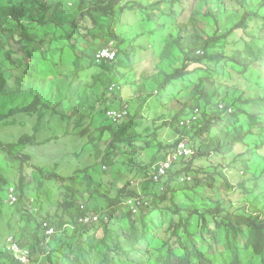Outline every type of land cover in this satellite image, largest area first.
I'll return each mask as SVG.
<instances>
[{
	"label": "rangeland",
	"instance_id": "obj_1",
	"mask_svg": "<svg viewBox=\"0 0 264 264\" xmlns=\"http://www.w3.org/2000/svg\"><path fill=\"white\" fill-rule=\"evenodd\" d=\"M35 1L20 23L0 31V141L21 148L0 151L1 248L14 235L34 264H167L168 250L182 256V247L214 264H230L233 249L239 264H264L246 248L247 230L228 229L246 203L264 216V63L257 61L264 0H123L116 16L97 23L80 8L107 0ZM246 13L260 17L238 30ZM111 43L116 61L97 66L94 56ZM185 65L189 75L162 90ZM221 104L231 115L219 113ZM124 105L125 120H107V108ZM198 106L219 118L210 136L179 127ZM15 107L24 114L5 120ZM40 111L38 140L20 144L35 135L40 114H32ZM182 142L207 156L179 162L160 184L147 181ZM191 172L212 175L214 188L182 182ZM53 174L66 181L49 180ZM9 186L20 196L15 206L6 202ZM130 196L150 203L132 216L123 205ZM83 205L110 209L111 221L78 225ZM190 262L198 264L193 254ZM0 264L15 263L1 253Z\"/></svg>",
	"mask_w": 264,
	"mask_h": 264
},
{
	"label": "trees",
	"instance_id": "obj_2",
	"mask_svg": "<svg viewBox=\"0 0 264 264\" xmlns=\"http://www.w3.org/2000/svg\"><path fill=\"white\" fill-rule=\"evenodd\" d=\"M122 1L123 0H107L105 2H98L95 5H93L92 7L88 8L87 10L84 9V6H82L80 8V11L84 13L83 14L84 17H88V18L92 19V21L94 23H97V19L100 16L101 17L102 16H105V17H114V16H116L117 13H118L117 8L121 4ZM37 5H39V4L35 0L32 1V4L30 5V7L26 6L25 3H22L21 5H17L15 3V0H0V31H2L3 33L4 32L8 33L11 28L9 27L8 30H6V25H9L10 21H13L14 23H20L21 20H22V18L28 16V14H29V12L31 10H35L37 8ZM41 7L44 8L43 6H41ZM139 8L142 9L143 7L141 5H139ZM262 8L264 9V1H263V4H262ZM144 9L146 10V9H148V7L147 8L145 7ZM45 10H47V8H45ZM251 17L259 18L260 16L257 15V14L246 13V15H245V17L243 19V22L241 23V25L238 26V30H244V31H246L247 21ZM109 45L110 44H108L106 47H108ZM95 56H94V59L93 60H94V63L96 64V62H95ZM197 56H198V53H197ZM198 57H200V56H198ZM257 61H262L264 63V50L258 53ZM112 64H114V63H111V64H101V65H97L96 64V65L97 66H102V65H112ZM189 73H190V68L187 65H185L183 69L175 71L174 74H172L170 76H166L165 81L161 85L160 88L162 90H167L168 87H170L172 85V83L177 82V81H180L182 79H185L189 75ZM0 79H4L3 78V75L1 74V72H0ZM109 91H110V88H109ZM38 104H39V101H35L32 104L33 110H37ZM196 108H201V109H203L205 111V109L203 107H201V106H198ZM196 108H194L193 110H195ZM218 111H219V113H224L225 112L226 114H230L229 113V110L222 111L219 108ZM19 113L24 114L23 113V110H22V107H15L13 109H10L9 112L7 113L8 116L5 118V120L6 119L7 120H10L11 118L15 117ZM35 113L40 114L39 115L40 116L39 117V121H38L39 123L35 127V135L33 137L32 136L25 135L20 140V144H24V145L32 144L33 145V142L36 141V140H38L37 135L41 131L43 116L45 114H43L40 111V112H34L32 115H35ZM205 113L206 112H204V118H203L204 126H203V128L200 129L198 126H195L193 128H195L202 135H208V136H210L211 133H212V130L214 129V127L216 125V121L219 120V118H213V117L210 116L211 114H205ZM105 114H106V112H105ZM1 116H3V114ZM184 119L185 118H183L180 121L179 127L181 129L190 128V127H182L181 126V122ZM0 120H1V118H0ZM113 133L114 132H112V135H113ZM241 140L243 141V138H241ZM179 144H177V146ZM0 151L4 152L6 154L13 155V154L16 153V151H21V148L20 147L17 148L16 145H14L13 143H11V144H5L3 141H0ZM198 155L199 156H196V153H195L194 156L196 158L207 156L205 154H202L201 152L198 153ZM189 158H184L180 162L184 161L185 159H189ZM166 159H167V157H166ZM178 163L179 162H177L176 164H178ZM227 169L229 170V167H227L225 170H223L222 173H223V177L225 178V180L228 181V182H230L229 181L230 178H231L230 175L225 174V171ZM150 170H151V168H150ZM170 172H169V174H168V176L166 178L169 177ZM149 173H150V171L148 172V176H149ZM190 174L194 176V174L192 172L191 173H186L185 175H190ZM49 180H52V181H54V180H63V181H66V178H64V177H62L60 175H57V174H53V175L50 176ZM147 181L153 182L150 179H148ZM184 183H186L187 185H194L196 187H199V186H208V187H210V188L213 189L214 188V185H215L214 184L215 183V178L212 175H209L206 180H201V179H196V177L194 176V181H192V182H184ZM120 195H123V191L120 192ZM131 195L137 196L138 193H137V195H136V193L135 194H131ZM133 196L128 197V200L130 198H136V197H133ZM247 209H249V212H247ZM104 210H108V209H104ZM104 210H100V211H96L95 210L94 211V210H91L89 208H85V212H89V213H91V212L92 213H98V212H102ZM222 212L223 211H220V213H222ZM81 214H82V208H81V211L79 213V216ZM111 215L113 216L112 213H111ZM132 216H133V214H132ZM110 221H111V219H110ZM77 222H78V219H77ZM108 223L109 222H106V223L103 222V225L108 224ZM229 223L230 224L228 226V229L231 230V232L234 233L235 235L239 231H241V230H247L248 231V237H247V240H246V248L252 250L255 255L261 257L262 260H264V218H263V215L260 214L259 212H257L253 208V206H252L251 203H246L243 206V208H242V213H240L237 216H235L234 219L232 221H230ZM78 225H80V224H78ZM82 227H85V226H82ZM56 235H54L52 238H54ZM181 249L183 250V255L182 256H178L172 250H168V256L169 257L167 259V264H191L190 258L192 256V254L197 258L198 264H214L213 261H211L210 259L206 258L204 256V254L202 252H200L199 250H197V249H193L192 254H191V252L189 251L188 248H183L182 247ZM1 253H4L6 256H8L9 258H11L15 264H18V262H16L6 252H0V254ZM232 255L234 256V258H233V260H232V262L230 264H239V258H238L239 255H238V253H237V251L235 249L232 250ZM82 259H84V258H82ZM82 259L79 258L77 260V262L74 260V261H72V264H86V262H84V260H82Z\"/></svg>",
	"mask_w": 264,
	"mask_h": 264
},
{
	"label": "built area",
	"instance_id": "obj_3",
	"mask_svg": "<svg viewBox=\"0 0 264 264\" xmlns=\"http://www.w3.org/2000/svg\"><path fill=\"white\" fill-rule=\"evenodd\" d=\"M114 44H110L108 47L101 49L95 56V62L97 65L101 64H111L114 63L117 59L118 52L112 47ZM198 56L204 57L205 53L199 52ZM120 90V87H110V91L114 92ZM130 106L124 105L122 108L114 109L109 108L106 110V118L113 122L114 124L120 123L125 120L129 115ZM222 111L225 110L223 104L220 105ZM204 110L201 108H196L191 112V114L181 122L182 127H195L198 126L200 129L203 128V118ZM232 110H229V113H232ZM195 155V152L189 148L184 142L180 143L167 157L165 161L153 166L149 173V179L154 183L160 184L166 179L169 172L174 168L177 162H180L184 158H189ZM103 170H107V167L104 166ZM225 174L230 175V170H226ZM194 181L193 175H185L182 178V182H192ZM20 196L18 190L15 186L7 187V204L15 206L19 203ZM124 207L127 211L133 215L140 214L142 209L149 205V202L145 198L136 197L130 198L124 204ZM249 212V209H247ZM264 218V216H263ZM111 219V210H104L98 213H89L85 212V207L82 206V214L78 218V223L85 227H90L94 225H99L103 222H109ZM44 229L48 237L52 238L57 234L56 228L51 226L49 222H44ZM74 228L70 225H67L66 228ZM0 252H6L9 254L18 264H34L32 252L28 247L22 246L20 241L16 236L11 235L7 239V248L3 250L0 246Z\"/></svg>",
	"mask_w": 264,
	"mask_h": 264
},
{
	"label": "crops",
	"instance_id": "obj_4",
	"mask_svg": "<svg viewBox=\"0 0 264 264\" xmlns=\"http://www.w3.org/2000/svg\"><path fill=\"white\" fill-rule=\"evenodd\" d=\"M113 44V43H112ZM119 91H121V87H120V90ZM123 95V94H122ZM122 97V96H121ZM122 99H124L123 97H122ZM1 242V241H0Z\"/></svg>",
	"mask_w": 264,
	"mask_h": 264
}]
</instances>
